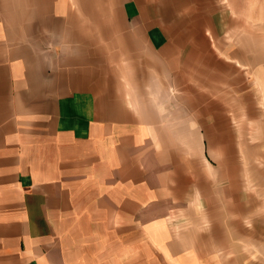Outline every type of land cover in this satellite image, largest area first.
Listing matches in <instances>:
<instances>
[{
  "label": "crops",
  "instance_id": "0c3cea01",
  "mask_svg": "<svg viewBox=\"0 0 264 264\" xmlns=\"http://www.w3.org/2000/svg\"><path fill=\"white\" fill-rule=\"evenodd\" d=\"M147 13L145 0H0V264H186L154 214L145 130L105 82L131 56L130 24L158 67L169 29Z\"/></svg>",
  "mask_w": 264,
  "mask_h": 264
},
{
  "label": "rangeland",
  "instance_id": "374dc122",
  "mask_svg": "<svg viewBox=\"0 0 264 264\" xmlns=\"http://www.w3.org/2000/svg\"><path fill=\"white\" fill-rule=\"evenodd\" d=\"M145 2L167 49L146 71L130 24L131 56L105 82L145 130L164 200L154 214L180 262L264 264V0Z\"/></svg>",
  "mask_w": 264,
  "mask_h": 264
}]
</instances>
